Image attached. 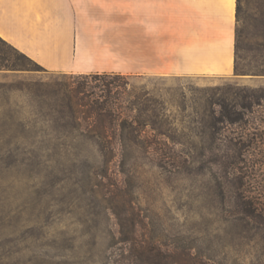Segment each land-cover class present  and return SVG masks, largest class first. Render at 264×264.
I'll return each instance as SVG.
<instances>
[{"label": "rangeland", "instance_id": "obj_1", "mask_svg": "<svg viewBox=\"0 0 264 264\" xmlns=\"http://www.w3.org/2000/svg\"><path fill=\"white\" fill-rule=\"evenodd\" d=\"M86 1L88 51L136 71L137 0ZM241 7L243 73L119 74L104 138L67 103L79 86L106 95L107 54L98 72L60 74L0 37V264H130L151 249L168 264H264V226L238 207L264 206V0Z\"/></svg>", "mask_w": 264, "mask_h": 264}, {"label": "crops", "instance_id": "obj_2", "mask_svg": "<svg viewBox=\"0 0 264 264\" xmlns=\"http://www.w3.org/2000/svg\"><path fill=\"white\" fill-rule=\"evenodd\" d=\"M85 1L0 0V37L60 74L98 72L97 53L108 55L99 71L105 73L225 77L233 72L236 0H137L136 71L122 69L108 46L99 52L91 45L88 51L81 34Z\"/></svg>", "mask_w": 264, "mask_h": 264}, {"label": "trees", "instance_id": "obj_3", "mask_svg": "<svg viewBox=\"0 0 264 264\" xmlns=\"http://www.w3.org/2000/svg\"><path fill=\"white\" fill-rule=\"evenodd\" d=\"M241 13H242V7H241V0H236V21L237 23L239 22L241 18ZM261 20H263L262 24H264V16L261 17ZM240 38V34L237 32L236 34V43H235V59H234V72L235 73H243V70H240L239 64H238V59L240 58L238 56V50H239V45L238 41ZM258 41V50L261 49V47L264 46V30L259 33L256 37ZM5 60L0 61V68H7L8 65H6ZM259 75L264 74V69L257 71ZM94 77H100L99 79L103 78V88L106 95L103 96H98L96 99L91 100L89 97L85 95L84 91L82 90V86L78 87L73 90L71 93L74 95L70 96L67 106L69 111L73 114L75 112V109L73 108L72 104V97H77V101L80 102L79 107L82 108L81 110H77L76 112L82 113V115L85 117V119H94V122L98 124L96 128L100 127L99 129H94L93 131L91 130L93 135H96L97 137L104 138L107 136L108 131L102 126L103 122L105 120H109L111 122L114 120L116 117V110L108 107L107 102L112 98V88L113 87H121V84H119L117 81H119L122 76L119 74H102V75H94ZM110 78V79H109ZM133 105H136L134 103ZM122 136V134H121ZM124 137V136H123ZM122 137V138H123ZM105 146L102 147L101 150H104ZM240 209V214L242 215L243 221L245 219L247 220V223H250L251 221L254 222L255 224H258L259 226H264V219L256 218V213L264 210V206L262 205H255L249 201L241 203L239 206ZM135 242L134 239H125L123 242ZM154 249L150 250V253L148 252H140L136 255V258H134L132 261H129L130 264H134L136 262H139L140 264H168V261L165 258L164 255H162L159 251L158 252H153ZM155 251V250H154ZM153 252V253H152ZM148 253V254H146ZM176 264V262H175Z\"/></svg>", "mask_w": 264, "mask_h": 264}]
</instances>
